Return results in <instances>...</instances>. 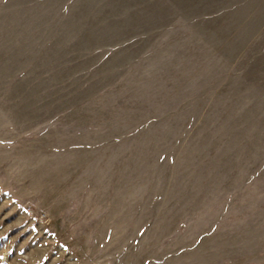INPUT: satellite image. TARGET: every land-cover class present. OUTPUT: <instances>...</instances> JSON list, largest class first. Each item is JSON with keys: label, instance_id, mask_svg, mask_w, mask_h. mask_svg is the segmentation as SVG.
<instances>
[{"label": "rangeland", "instance_id": "obj_1", "mask_svg": "<svg viewBox=\"0 0 264 264\" xmlns=\"http://www.w3.org/2000/svg\"><path fill=\"white\" fill-rule=\"evenodd\" d=\"M0 264H264V0H0Z\"/></svg>", "mask_w": 264, "mask_h": 264}]
</instances>
